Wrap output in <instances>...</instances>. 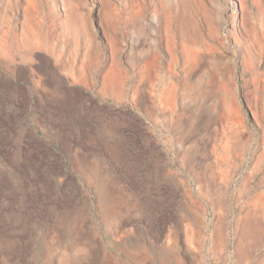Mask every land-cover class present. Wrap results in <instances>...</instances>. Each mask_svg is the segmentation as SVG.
<instances>
[{"label": "rangeland", "instance_id": "374dc122", "mask_svg": "<svg viewBox=\"0 0 264 264\" xmlns=\"http://www.w3.org/2000/svg\"><path fill=\"white\" fill-rule=\"evenodd\" d=\"M0 264H264V0H0Z\"/></svg>", "mask_w": 264, "mask_h": 264}, {"label": "bare ground", "instance_id": "6f19581e", "mask_svg": "<svg viewBox=\"0 0 264 264\" xmlns=\"http://www.w3.org/2000/svg\"><path fill=\"white\" fill-rule=\"evenodd\" d=\"M28 32L31 33V39L32 41L38 43L39 41V36L41 35L40 32L37 33V27L36 26H32V25H28L27 26Z\"/></svg>", "mask_w": 264, "mask_h": 264}]
</instances>
